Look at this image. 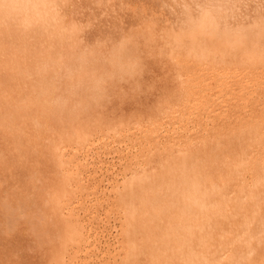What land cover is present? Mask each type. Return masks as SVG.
Here are the masks:
<instances>
[{
  "label": "rangeland",
  "instance_id": "1",
  "mask_svg": "<svg viewBox=\"0 0 264 264\" xmlns=\"http://www.w3.org/2000/svg\"><path fill=\"white\" fill-rule=\"evenodd\" d=\"M25 7L30 9V13L31 12L33 13L38 8L42 9L41 16L38 17V19H33L29 21L30 23H32L33 26H28L27 24H30L28 20L26 22V20H24L26 18L25 17L22 18L23 16L26 15L25 14L26 12L18 14V17H19V18L17 17L18 20L16 19L14 23L11 20V22L13 23L12 27H14L15 30H18V29L19 30L15 32V30L10 28V32L7 33L8 37L4 41V44L12 47L13 51L10 50L9 53L14 57V59H16V57H17V60L22 59L24 57H29V60L32 61L30 64L34 65L31 67L32 69L31 68L28 69V72H26L27 70L23 71L22 70L23 68L20 66L19 69L23 72V74H19L17 77V83H18V87H20V90H18L19 88L17 89V91L15 90L16 95L14 93L13 96L14 97L16 96L19 99L22 96V98L19 101H17V98H13V100H11L10 102L12 103L13 101L15 102V104L17 103L16 104V107H17L16 115L14 117H17L18 119L17 118H12V119H15V121H18V122L20 121L19 119L27 121L25 124V127H23V129L24 128L26 129H24L25 131L24 130L22 131L24 132V134L20 131L21 130L20 128L19 131L21 132V135L20 133L19 135L23 137L26 135V136H29L27 138L34 139V140L29 141V139L20 137L18 133H17L18 136L16 135L15 138L10 137V134L8 132L6 133V131L10 130L11 132V128H13L12 126L13 124L11 123H13V120L10 118V116H8L10 119L6 118V120H4L5 118H3L5 116L2 117L5 122L0 123V126H1L0 128H2L0 130V137L3 136L2 138H0V143H1L0 144L1 145L0 154L3 155V156H0V179L3 178L2 180H0V189H2V191L0 192L1 193L3 192L2 195L0 193V198H1L0 203L2 204L0 205V209H1L0 212L2 211L0 215L1 217H4L6 220L3 219L5 221L4 222L2 218L0 217V220H2L0 221V225L3 227V229H0V232H1L0 237H2L0 238V240L2 239L1 240L2 242L0 241V246H1L0 248H2V251H0V255H2L5 252L4 253L5 255H2L5 259L6 253L9 254L10 252V254L9 255L7 254L8 259L6 257L5 260L7 261L4 260L5 262L3 261V259H1L3 258L1 256L0 264L11 263L12 261L10 262V259L14 261L11 264L15 263L16 261L18 263L16 262L15 264H22L23 261H24L23 264H46L47 262L48 264L49 263L58 264V263L53 262V257H54L53 254H55L56 250L59 249L58 245L60 243L58 244L57 242L60 241L61 231H63V228L66 225H68L69 222L70 223L68 227L70 228L71 227L70 224L72 223L71 225L73 228L71 227L70 229L72 230L74 229L77 235L75 239H73L74 241L72 240L73 242L70 241L69 243H67L68 245L66 244L65 247L67 249L65 248L66 249V251L64 252L65 255H63L62 260H60V263L64 264L65 262V264H78V263L79 264L81 263L82 264H91V263L92 264H121L120 261L123 257L122 256L123 252L121 251L120 242H121V239H123V236H121L122 233H121V228H120L121 226L120 217H123V212L119 210L120 203L117 200V197L120 193H122V190L124 188V183H128V181H130L133 175L137 176V175H142L143 173H147V174L150 173L152 174V176L156 174L155 176L159 178V179L156 178L157 180L154 179L156 182H160L162 180H164L165 182V181H168L167 179H163L165 173L172 172V171L175 172L176 170L180 168L179 165L182 166L181 168H186V169L191 166L193 167V166H201V165L203 168L206 167V169L208 170H210V168L213 169V165H214V168L220 167V163H217L218 161H214V160H217L219 158L221 151H223V148L225 146L224 142H226L225 141L226 138L231 133L235 132V130L237 131V129L239 128V124L243 121V118H246L245 116L247 117L250 116L251 113L253 114L254 111H255L254 113L259 112L262 105H264L263 104L264 96H262L264 95V66L258 62L251 63L250 60L245 61V63H243L238 58L240 54V50L242 49L243 46L246 47V49L248 50L250 46H252L258 49L261 55H264V51H263L264 50V0H92V1L91 0H31L29 4L25 5ZM6 21L10 23V20H6ZM19 24L20 26H17ZM25 25L26 27H29V28H26ZM19 27L24 28L26 31L24 29H23L24 31L21 30ZM35 29L42 30V33L32 36L33 34L32 31ZM20 30L22 34L20 33ZM13 32H15L16 35L19 32L18 34L19 36L17 35L18 36L17 37ZM12 35H15V36H12ZM11 37H13L14 39ZM17 38L21 40L22 39L24 40L25 38V41L26 40L27 41L25 42L22 40L23 41L22 42L21 40H18ZM12 40L14 42H12ZM17 41L19 42L17 43ZM23 47H25V49ZM28 52L31 54L32 59ZM33 59L36 61L34 62ZM37 61L38 63H36ZM36 65H38L39 67L36 68L37 67ZM129 68L130 70L131 69L132 70L130 71ZM119 71H122V72H119ZM243 82L244 84H242ZM44 84L45 85L47 84V85L45 86ZM245 86H247L248 89L254 88V90L255 89H258V90L255 92L256 94H254L253 96L254 98L251 99L248 97L246 99V97H244L245 99L244 101L246 102V104L243 105L242 101L240 100L238 96L241 94L237 91H239V89L241 88H244ZM24 93L25 95H20ZM17 95H20V97ZM244 95H248V94H244ZM14 99L16 100L14 101ZM23 99L25 100L23 101ZM26 100H28L29 102ZM56 102L59 104H57ZM24 104L26 106H24ZM35 104L37 106H32ZM55 104H56V107H58L57 109L55 108ZM40 105H42V109L44 106V108L48 110L49 112L44 111L42 109H40V111H43V112H40L38 110L39 107L41 108ZM46 105H48L50 108ZM59 105L60 107L62 105V110H60L62 112L58 110V109H61ZM192 105H195V106H192ZM221 105L223 107H221ZM3 106L1 110L4 108V110L6 111L3 112L2 110V113L3 115L7 116L6 113L8 112V109H10L9 105H5L4 107ZM18 107L21 111L18 109ZM26 108L27 109L29 108V109L27 110ZM54 108L56 111L58 110L60 114L57 112H54L55 111ZM23 110H27V112ZM101 111L104 116L100 114ZM55 113H57L58 116ZM20 114L22 115L23 118L21 117ZM42 114L45 116H43ZM25 115H26V118H25ZM32 115H36V116L39 115L37 117L38 119ZM215 115L217 117H215ZM225 115L229 119L232 118L230 119L231 121L229 120L230 122L228 121V118L225 117ZM31 116H32V119H31ZM54 116L55 118L53 119ZM82 116L84 117V119L82 118ZM39 117H41L42 120ZM182 117L183 119H181ZM233 117L235 119H233ZM58 118H59V121H57ZM98 118L101 120L99 121ZM104 118L107 121L104 120ZM147 118L149 120H147ZM7 119L10 120V123H8L9 120ZM46 119L48 120V122ZM76 119L80 122V124L77 123L78 121ZM28 120L32 122L29 124ZM50 120H51V123L49 122ZM83 120L86 122L81 123V121L83 122ZM181 120L183 121V123ZM68 121L70 125L68 124ZM117 121L120 125L117 123ZM126 121L127 123H125ZM92 122L94 123V125H97V126L94 127V125H92L93 124ZM201 122L202 123L204 122V123L202 124ZM211 122H213L214 124L212 123L211 125ZM221 122L224 123L225 125L221 124ZM52 123L53 125H51ZM130 123L132 126L130 125ZM188 123H190L191 125ZM9 124L12 127H10ZM36 124H37V127H39V129L40 127L43 126L40 129V131L38 128L35 127ZM57 124L58 126H56ZM99 124L101 128L100 126H98ZM103 124H105V126H102ZM124 124H127V125H124ZM27 125L29 126L31 125V126L29 127ZM87 125L89 127H87ZM220 125H222L224 129ZM71 126L72 127L75 126L73 127L74 131H76V133L81 135V137L78 134L73 133L74 131L71 128ZM76 126L78 127L80 131L77 130ZM84 126H86L88 129ZM106 126H107V129L103 130L102 128H105ZM5 127L8 128L9 130L6 129ZM50 127L51 128L54 127V128L50 129ZM59 127L61 128L59 129ZM208 127H211V128L208 129ZM215 127L216 129H218V131H214L216 130L214 129ZM113 128H115V130ZM220 128L222 131L220 130ZM45 129H48V130H45ZM91 129L93 131H91ZM94 129H95V132L97 131L96 133L94 132ZM2 130H4L5 132L3 131L4 133H2L1 132ZM26 131L27 133L28 132L29 133L26 134ZM31 131L32 133L36 132L35 134H37V131H39L38 136L35 137V134L33 133L34 138H32L33 136L31 134ZM43 131L46 133H44ZM87 131H89V133L91 132L93 133L89 134ZM210 131L213 132L214 134H212ZM50 132L53 135L48 134ZM199 132L200 133L202 132L204 134L202 133L200 134ZM215 132L217 135L215 134ZM55 133H59V134L61 133L62 136L63 134L65 135L64 136L65 139L63 140L64 142L61 143L62 148H60L55 153L56 155L55 158L57 159H55L53 156H52L53 158L51 156H48L46 154L45 149H43L45 148V146H49L48 144L51 143L53 137L55 136L54 135ZM114 133H115V136H114ZM39 134H41V136ZM50 135H52L53 137ZM46 136L48 138L50 137L49 139L51 140L49 141V139H47ZM67 136L72 137V139H69ZM113 136L115 139L113 138ZM218 136H221V138ZM17 137L20 140L17 139ZM4 138H7V140L11 139V141H14V140L15 141L17 140V141L16 142L14 141L15 143L14 142L12 143L11 141H7ZM81 138H85L83 139V142ZM91 138L94 140H91ZM25 139L28 142H26ZM107 139H108V142H107ZM167 139L170 142L167 141ZM22 140L25 142V144L23 143L24 145H22L21 147L20 145L23 142ZM39 140L42 143L39 142ZM102 140H103V143H101ZM5 141H7V143ZM34 141L35 142L38 141L39 143L35 144ZM213 141H216V142L214 143ZM16 143L20 144V145L18 144L20 148L17 146ZM43 143H45L46 145ZM151 143H153V145ZM9 144L11 145L12 148L10 147ZM14 144L16 145L14 146ZM63 145H65L66 147ZM5 146H7V148ZM31 146L33 149L31 148ZM75 146L77 147V149L75 148ZM211 146L214 148H212ZM209 147H211V149H209ZM219 147L220 149H218ZM13 148H16L18 152H16L15 150L13 151L12 150ZM24 148L25 149L27 148V150H25ZM81 148H84V149H81ZM30 150H31L30 153L32 152L33 153L35 152V153L34 154L32 153L30 155L29 154ZM42 150H43V153H42ZM211 150L215 155L213 154H212L213 156L211 155L212 153L210 152ZM40 151H41V154H43L42 156L40 154ZM60 151L62 152L65 151V153L64 152L62 153ZM18 153L19 155H17ZM66 153L68 154L66 155ZM59 154L61 155L60 157L57 156ZM166 154L169 158L170 157L172 158L170 160L172 162L168 161L169 159L166 156ZM16 155L20 159L19 158L17 159ZM25 155H27L28 157ZM38 155L42 158V161L43 160L46 161V159L48 161L49 159L50 162L46 161V163L49 164L48 167L50 166L49 168L43 167V165L45 166L47 165L45 164V162L42 163L38 161V158H37L39 157ZM182 155L185 158L182 157ZM186 156H188L189 158H186ZM25 157H27V161L29 163L24 161L26 160ZM176 157L177 158L181 157L182 159H179L177 161ZM197 158H199L198 160L201 161V162L198 161L201 163V165H199V163L197 162ZM208 158H210L211 161H214V163L207 160ZM3 159H5L4 162L6 161L5 164L3 162ZM28 159H32L31 161H34L36 159L37 160L36 162H34L35 164L33 162L30 164V161ZM205 159L206 161H204ZM7 160L11 163L8 164ZM59 160H62L63 169H65L66 174H68L67 176L70 175L69 176L70 178H68V181L71 182L69 183V191L71 192H69L68 193L69 195L67 194L66 197L65 196L62 197L60 200L61 203L58 202L57 204L58 214L61 216V217L59 216L60 217L59 218L57 215V217L59 218L58 219L55 215H53L51 210H49L51 209L50 207L52 204L48 202L47 197H48V192L54 187L53 184L56 183V176L54 173H56V170H57L56 162H58ZM194 160L197 162V165L195 164L196 162H193ZM37 161L42 166L39 163H37ZM65 161H68V162H65ZM175 161L179 164L176 165ZM183 161H185V164ZM16 162L18 163L16 164ZM133 162H135L136 164L135 163L133 164ZM166 162L167 163L169 162V163L167 164ZM209 162L213 163V165ZM6 163L8 165H6ZM24 163H26V165ZM161 163L164 164L165 166L162 165ZM77 164L78 166H81V167H78V169L76 167ZM139 164H142V165H139ZM208 164L209 165L211 164L212 166L211 165L209 166ZM215 164H218V165H215ZM27 165H30L29 167L30 168L33 167V169L32 170L30 168L28 169ZM35 165L37 167L40 165L41 167L39 166L38 167L39 169H37ZM137 165L139 166L137 167ZM2 166L5 167L6 169L2 168ZM23 166L26 168H23ZM176 166L179 168H177ZM10 167L12 168V170ZM164 167H166L167 169L166 168L164 169ZM7 168L9 169L7 170ZM41 168L43 169L41 170ZM169 168L170 170H168ZM5 170L6 172H4ZM15 170H17L18 172L17 171L15 172ZM38 170H40L41 172ZM130 170H131V173L129 172ZM158 170H160L159 171L160 173L158 172ZM161 170L162 171L164 170L165 172L163 171L164 172L163 173ZM79 171H81V173ZM2 172L7 173V176H5L6 174L4 175V173ZM19 172L20 174L22 173L21 174L22 176L19 174ZM154 172H158L160 175ZM12 173H14L15 175L14 174L12 175ZM1 174L3 175V177L1 176ZM33 174L35 175L40 174V176L38 175L40 177V180H36V179L32 180L33 179L32 176H34ZM10 175L14 179L13 178L11 179ZM51 175L52 176L54 175L55 177L54 176L52 177ZM14 176H16L17 179L19 180H17ZM79 176H82L83 178ZM159 176L162 178V180H160ZM7 177L8 178L10 177V179H8ZM4 178H6L5 181H4ZM23 178L25 181L23 180ZM28 178L31 180V182L30 183L27 182L29 184H25L26 180L30 181ZM53 179L55 180V182L53 181ZM73 179H74V184L71 181ZM125 179H127L128 181ZM9 180H11L12 182H10ZM20 180L21 181L23 180L24 182L23 181L21 182ZM44 180H46L48 183H46V181ZM50 180L52 184L49 182ZM15 181H16V184L14 186ZM37 181L39 183H37ZM33 182H35L36 185ZM6 184L7 186H5ZM10 184L11 186L13 185L12 186L13 189L12 187L10 189L9 187ZM20 184H25V186L24 185L20 186ZM49 185H50V188H49ZM46 186L48 187L47 189H45ZM25 187L29 188V190L26 189ZM33 187H34V190H33ZM17 189L21 191H18ZM82 189L85 192H83ZM7 190H9V192L11 191V193L7 192ZM35 190L36 192L33 193L32 191H35ZM37 190L38 191L43 190V191L41 193V192H37ZM22 191L26 194L22 193ZM4 192H6L7 194H5ZM38 193L40 194L38 195ZM42 194H45V195H42ZM40 195L44 197L41 199ZM29 196H31L30 198L33 199L35 203H33L32 200L30 201ZM20 197L27 198V199L21 200ZM39 197L41 200L39 199ZM68 197H69V200H68ZM35 198H38V199H35ZM65 198H66V201H65ZM4 200H7V201H4ZM41 201H43L45 205H43ZM29 202H31V205L28 204ZM68 202L70 204H67ZM59 203L61 205H59ZM17 204L19 206H17ZM46 204L49 206H46ZM7 205L9 207L8 211H7L8 208L3 209V208H6ZM42 205H43V208H42ZM12 206H14L15 208ZM34 206L37 208V210L35 209ZM22 207L23 209H21ZM40 207H41V210H38ZM17 208L18 209L20 208L19 209L20 213H19V210L17 211ZM45 208L48 210H44ZM32 209L34 211H31ZM12 210L17 211V212H12ZM9 211H10V214L11 212L13 213V216L10 217ZM36 211L41 212V214L36 213ZM31 212H33V214ZM4 213L6 214L5 216H4ZM21 213L22 214L25 213L26 215L25 214L22 215ZM31 214L34 215L35 217H33ZM19 215H21V217H19ZM37 215H38V218H36ZM40 215H42L43 217ZM64 215H67V216L65 217ZM25 216H27L30 219L25 218ZM8 217L10 219L13 218V220L14 218L17 220L18 218L20 219L19 222L21 223H18V221L17 223H14L15 220L14 221L12 219L10 220ZM63 217L65 220L63 219ZM22 219H24V221ZM60 219L64 223L61 222ZM7 220H10V222ZM39 220H41L40 223H39ZM28 221L30 222L28 223ZM58 221H60V223H57ZM32 222H34L36 225L34 223L32 224ZM43 222H45L46 225ZM41 223L42 225L43 224L44 225L42 226ZM51 223L53 225H50ZM11 224L14 228H12ZM26 224L28 228H30L29 230H27V228L25 227ZM1 226L0 228H2ZM21 226H23V228ZM32 226L35 230L32 228ZM36 226L37 227L39 226V227L35 228ZM46 226L48 227V229L46 228ZM54 226H56L55 227L56 229H53ZM74 226H76V228ZM7 227L9 228L11 227V229H13L14 231L16 230V232H14L11 229H8ZM24 227H25V230H24ZM6 228L8 231L6 230ZM18 228H20V230H18ZM49 228L51 231H54L56 235L57 234L58 235L55 236L54 232H51ZM31 229L33 230L30 231ZM40 229H43L42 232L40 231ZM78 229L80 232H78ZM17 231H19V233ZM21 231H23L24 233L22 232L21 234ZM33 231L35 232L33 233ZM37 231L39 233H36ZM13 233H17V234L15 235ZM29 234L32 238L29 236ZM50 234L51 235L53 234V235L51 236ZM5 235H6V238H5ZM23 235L26 236L27 238L26 237L24 238ZM33 235L37 237L38 240ZM11 236H16V237L12 238ZM81 236H83L85 241L83 240ZM57 237L58 239H56ZM3 238H5L6 241ZM7 238H10L9 239L10 241ZM34 238L36 239V241ZM12 239L14 240V242H16L15 243L16 245L14 244V242H12L13 241ZM23 239L25 241H23ZM29 239L30 240L32 239V240L30 241ZM42 239H44L45 242ZM34 241L37 243H34ZM41 241H43L44 243L42 242L40 244ZM74 242L77 244H74ZM21 243L24 246V248L26 247L25 249H23V246L21 245ZM38 243L40 244L39 246H41L42 248L38 246ZM45 243L47 245L48 243H50V245L48 246H50V249H51V246H53L52 247L53 249L50 250L48 246L46 247ZM55 243L57 244V247ZM9 244L12 248L9 246ZM6 245L12 251L10 250L5 251L9 249ZM32 246L35 250L32 248ZM44 246L45 248H43ZM86 246H87V249H85ZM80 247H82L83 249L82 248L80 249ZM30 248L32 250H30ZM74 248L76 249L77 252L74 251L75 250ZM78 248L79 250H77ZM17 249H20V250H18L17 252ZM38 249H40L42 253L41 252L37 253ZM14 250L16 251L17 254L14 252ZM52 250L54 251V253ZM88 250L91 252H89ZM44 251L46 252L52 251L50 253H53L52 254L53 256H51L49 252L47 256L46 252ZM11 252H12V255L15 253L13 257L11 255ZM20 252H23V253L21 254ZM32 253L35 256L38 254L40 255L34 257ZM18 254L22 255L21 256L22 260L20 259V256ZM31 255L33 256V260L31 258L32 257ZM73 255H75L76 257L78 256V257L76 258ZM29 256L31 259H28ZM83 256H84V259H83ZM41 257L42 258L44 257V258L42 259ZM14 258H16L15 259L16 261L14 260ZM34 259L35 260L38 259V261H34ZM65 259H67V261ZM41 260L43 263H41Z\"/></svg>",
  "mask_w": 264,
  "mask_h": 264
},
{
  "label": "bare ground",
  "instance_id": "2",
  "mask_svg": "<svg viewBox=\"0 0 264 264\" xmlns=\"http://www.w3.org/2000/svg\"><path fill=\"white\" fill-rule=\"evenodd\" d=\"M31 0H0V110L2 108V106L4 105H9V108L8 109V112L6 113V115H3L2 113V110L3 112L6 111L4 110V108L1 110L0 112V123H4L6 120V118H9L8 116H10V118H17V117H14L16 115V110H17V107H16V104L15 102L11 100H13V98H17L16 96L14 97V93H15V90L17 91L20 90V87H18V83H17V77L19 74H23V72L19 69L20 66L23 68L22 70H27L26 72H28V69L31 68L32 64H30L32 61L29 60V57H24L22 59H19L17 60V57L16 59H14V57L9 53L10 50H12V47L11 46H7L6 44H4V41L6 40V38L8 37V32H10V28L15 30L14 27H12L14 21H16V19L18 20V14H21V13H25L22 18H26L24 20H28L31 21L33 19H38V17L41 16V13H42V9L38 8L37 10H35L33 13L31 12L30 13V9L29 8H26L25 5L29 4ZM92 1V0H91ZM69 2V1H68ZM60 3V2H59ZM61 6V5H60ZM90 8V7H89ZM95 8V7H94ZM62 10V9H61ZM71 12V11H70ZM18 17V18H17ZM109 18V17H108ZM96 19V18H95ZM6 20H10V23L7 22ZM11 20L13 21V23L11 22ZM55 20V19H54ZM65 21V20H64ZM18 23V21H17ZM20 23V22H19ZM30 23V22H29ZM28 26H33L32 23L30 24H27ZM17 26H20L17 25ZM22 26V25H21ZM64 26V25H63ZM78 26V25H77ZM26 27V25H25ZM39 27V26H38ZM79 27V26H78ZM16 28V27H15ZM20 28V27H19ZM26 28H29V27H26ZM52 28V27H51ZM17 29V28H16ZM21 30H23L24 28H20ZM19 30V29H18ZM18 30H15L18 31ZM21 30H20V33H21ZM25 30V29H24ZM23 30V31H24ZM26 31V30H25ZM35 31V33H34ZM13 32L15 35L16 33ZM12 33V34H13ZM32 36L33 35H36V34H41L42 33V30H39V29H35L32 31ZM7 34V35H6ZM19 34V32L17 33V35ZM22 34V33H21ZM15 35H12V36H15ZM16 35V36H17ZM19 36V35H18ZM17 36V37H18ZM93 36V35H92ZM13 38V37H11ZM16 38V37H15ZM20 38V37H19ZM17 38L18 40H21ZM23 38V36H22ZM14 39V38H13ZM16 39V40H17ZM8 40V39H7ZM10 40V39H9ZM15 40V42H16ZM23 40V39H22ZM21 40V41H22ZM20 41V42H21ZM25 41V38L24 40ZM22 41V42H23ZM27 41V40H26ZM25 41V42H26ZM12 42H14L12 40ZM19 41H17L18 43ZM4 44V45H3ZM11 44V43H10ZM22 44V43H20ZM27 45V44H26ZM25 45V46H26ZM30 45V44H29ZM19 46V45H18ZM28 46V45H27ZM32 47V46H31ZM152 47V46H151ZM16 48V46H15ZM21 48V47H20ZM25 49V47H23ZM28 48V47H27ZM35 48V47H34ZM14 49V48H13ZM31 49V48H29ZM27 49V50H29ZM20 50V49H19ZM23 50V49H22ZM85 50V49H84ZM107 50V49H106ZM13 51V50H12ZM11 51V52H12ZM15 51V50H14ZM264 51V50H263ZM16 52V51H15ZM14 52V53H15ZM31 52V51H29ZM28 52V53H29ZM40 52V51H39ZM17 53V52H16ZM23 53V52H21ZM128 53V52H127ZM30 54V53H29ZM173 54V53H172ZM238 54V53H237ZM246 56H245V55ZM23 55V54H21ZM26 55V54H25ZM193 55V54H192ZM15 56V55H14ZM31 56V54H30ZM118 56V55H117ZM20 57V56H19ZM18 57V58H19ZM34 57V55H33ZM180 57V56H179ZM36 58V57H35ZM34 58V59H35ZM238 58L240 59L241 62L245 63V61H249L251 63H260L264 66V55H261L260 52L258 51V49L250 46L249 50L246 49V47H242V49L240 50V54L238 56ZM31 59H32V56H31ZM33 59V60H34ZM111 59V58H110ZM202 59V58H201ZM39 60V59H38ZM43 60V59H41ZM116 60V59H114ZM126 60V59H125ZM134 60V59H133ZM184 60V59H183ZM204 60V59H203ZM30 61V62H29ZM36 60H34L35 62ZM104 61V60H103ZM131 61V60H130ZM199 61V60H198ZM181 62V61H180ZM204 62V61H203ZM212 62V61H211ZM249 62V63H250ZM38 63V61L36 62ZM46 63V62H44ZM109 63V62H108ZM247 63V62H246ZM113 64V63H112ZM45 65V64H44ZM199 65V64H198ZM38 68L39 66L36 65ZM135 66V65H134ZM138 66V65H137ZM44 67V66H43ZM41 67V68H43ZM46 67V66H45ZM48 67V66H47ZM176 67V66H175ZM181 67V66H180ZM243 67V66H242ZM241 67V68H242ZM34 68V67H33ZM35 68V69H36ZM32 69V68H31ZM145 69V68H144ZM37 70V69H36ZM130 70V68H129ZM128 70V71H129ZM132 70V69H131ZM130 70V71H131ZM248 70V69H247ZM67 71V70H65ZM118 71V70H116ZM115 71V72H116ZM48 72V71H47ZM119 72H122V71H119ZM145 72V71H144ZM240 72V71H239ZM25 73V72H24ZM30 73V72H29ZM125 73V72H124ZM143 73V72H142ZM257 73V72H256ZM69 74V73H68ZM129 74V73H127ZM126 74V75H127ZM131 74V73H130ZM243 74V73H242ZM42 75V74H41ZM50 75V74H49ZM261 75V74H260ZM30 76V75H29ZM44 76V75H43ZM52 76V75H51ZM58 76V75H56ZM123 76V75H122ZM130 76V75H129ZM138 76V75H137ZM142 76V75H141ZM254 76V75H253ZM48 77V75H47ZM252 77V76H251ZM45 78V77H43ZM60 80V79H59ZM58 80V81H59ZM259 80V79H258ZM43 81V80H42ZM54 81V80H53ZM123 81V80H122ZM246 81V80H245ZM56 82V80H55ZM119 82V81H118ZM117 82V83H118ZM247 82V81H246ZM245 82V83H246ZM251 82V81H250ZM253 82V81H252ZM255 82V81H254ZM111 83V82H110ZM240 83V82H239ZM244 84V82L242 83ZM247 84V83H246ZM45 85V84H44ZM43 85V86H44ZM47 85V84H46ZM45 85V86H46ZM98 85V83H97ZM109 85V84H108ZM130 86V85H129ZM250 86V85H249ZM255 86V85H254ZM51 87V86H50ZM105 87V86H104ZM34 88V87H32ZM31 88V89H32ZM113 88V87H112ZM136 88V87H135ZM148 88V87H147ZM253 88V87H252ZM59 89V88H58ZM138 89V88H137ZM34 90V89H33ZM50 90V89H49ZM55 90V89H54ZM53 90V91H54ZM258 89H248L247 86H245L244 88H241L239 89V92L241 95H238L240 100L242 101V104H246V102L244 101V97H246V99L249 97V98H254V94H256L255 92L257 91ZM42 91V90H41ZM48 91V90H47ZM56 91V90H55ZM152 91V90H151ZM40 92V91H39ZM104 92V91H103ZM261 92V91H260ZM259 93V92H258ZM34 94V93H33ZM43 94V93H42ZM101 94V93H100ZM136 94V93H135ZM244 94H248V95H244ZM16 95V93H15ZM20 95H25L24 94H20ZM20 95H17L20 97ZM38 95V94H37ZM46 95V94H45ZM48 95V94H47ZM141 95V94H140ZM13 96V97H12ZM27 96V95H26ZM25 96V97H26ZM44 96V95H43ZM258 96V95H257ZM256 96V97H257ZM264 96V95H262ZM29 97V96H28ZM100 97V96H99ZM261 97V96H260ZM22 98V96H21ZM21 98H17V101L21 100ZM50 98V97H49ZM94 98V97H93ZM98 98V97H97ZM119 98V97H118ZM27 99V98H26ZM37 99V98H36ZM58 99V98H57ZM120 99V98H119ZM234 99V98H233ZM16 99H14L15 101ZM25 99H23L24 101ZM29 100V99H28ZM26 100V101H28ZM249 100V99H248ZM261 100V99H260ZM263 100V99H262ZM25 101V102H26ZM60 101V100H59ZM250 101V100H249ZM29 102V101H28ZM27 102V103H28ZM50 102V101H49ZM63 102V101H62ZM248 102V101H247ZM21 103V101H20ZM57 103V102H56ZM110 103V102H109ZM250 103V102H249ZM255 103V102H254ZM29 104V103H28ZM38 104V103H37ZM42 104V103H40ZM59 104V103H57ZM264 104V103H263ZM23 105V103H22ZM44 105V104H43ZM210 105V104H209ZM253 105V104H252ZM3 106V107H4ZM24 106H26L24 104ZM32 106H37L36 104L35 105H32ZM41 108L39 107V111L40 109H42V105H40ZM45 106V105H44ZM43 106V109L44 111H47L49 112L48 110H46ZM48 106V105H46ZM51 106V105H50ZM53 106V105H52ZM64 106V105H63ZM105 106V105H104ZM181 106V105H180ZM192 106H195V105H192ZM234 106V105H233ZM7 107V106H6ZM49 107V106H48ZM60 107V105H59ZM78 107V106H77ZM221 107H223L221 105ZM248 107V106H247ZM251 107V106H249ZM21 108V107H20ZM31 108V107H30ZM38 108V107H37ZM50 108V107H49ZM55 108L57 109L58 107H56V104H55ZM54 108V110H55ZM61 109H58L59 111L62 110V105L60 107ZM91 108V107H89ZM94 108V107H93ZM181 108V107H180ZM183 108V107H182ZM185 108V107H184ZM188 108V107H187ZM192 108V107H191ZM225 108V107H224ZM230 108V107H229ZM19 109V107H18ZM23 109V108H22ZM27 109V108H26ZM29 109V108H28ZM27 109V110H28ZM99 109V108H98ZM194 109V108H193ZM199 109V108H198ZM221 109V108H220ZM227 109V108H226ZM242 109V108H241ZM258 109V108H257ZM20 110V109H19ZM27 110H23V111H26ZM53 110V111H54ZM58 110L54 111V112H58ZM236 110V109H235ZM233 110V111H235ZM21 111V110H20ZM19 111V112H20ZM52 111V109H51ZM99 111V110H98ZM185 111V110H184ZM193 111V110H191ZM242 111V110H241ZM244 111V110H243ZM250 111V110H248ZM18 112V113H19ZM40 112H43V111H40ZM53 112V113H54ZM62 112V111H60ZM176 112V111H175ZM174 112V113H175ZM232 112V110H231ZM239 112V111H238ZM255 112V111H254ZM253 114L251 113L250 116H245L246 118H243V121L239 124V128L237 129V131L235 130V132L231 133L227 138H226V142H224L225 146L223 148V151H221L220 155H219V158L217 160H214V161H218L217 163H220V167L218 168H214V161H211L210 158H208L207 160L213 162H209L213 165V169L210 168V170L203 168L202 165H201V161L198 160L199 158H197V162L199 163V165L201 166H191V167H188L187 169L186 168H181L182 166L177 167L179 168L178 170H176L175 172H166L163 179H167L168 181H165L162 180V178L160 177V182H156L154 179L158 178L156 177L154 174L152 176V174H147V173H143L142 175H133L132 178L130 179V181H128V183H124V188L122 190V193H120L117 197V200L119 201L120 203V206H119V210L121 212H123V217H120V228H121V233L123 236V239H121V251L123 252V257L120 261L121 264H264V105H262L261 109L259 112L257 113H254ZM33 113V112H32ZM37 113V112H35ZM45 113V112H44ZM57 113H55L57 115ZM105 113V112H104ZM108 113V112H107ZM115 113V112H114ZM118 113V112H117ZM201 113V112H199ZM204 113V112H203ZM202 113V114H203ZM244 113V112H243ZM49 114V113H48ZM52 114V113H51ZM54 114V115H55ZM60 114V113H59ZM74 114V113H73ZM89 114V113H88ZM97 114V113H96ZM99 114V113H98ZM100 114H102V111L100 112ZM209 114V113H207ZM211 114V113H210ZM222 114V113H221ZM229 114V113H228ZM237 114V113H236ZM19 115V114H17ZM21 115V114H20ZM31 115V114H30ZM40 115V114H39ZM39 115H32L34 117H38ZM43 115V114H42ZM53 115V114H52ZM94 115V114H93ZM92 115V116H93ZM103 115V114H102ZM108 115V114H107ZM240 115V114H239ZM245 115V114H243ZM5 116V117H3ZM32 116H31V119H32ZM45 116V115H43ZM51 116V115H50ZM58 116V115H57ZM56 116V117H57ZM89 116V115H88ZM104 116V115H103ZM102 116V117H103ZM114 116V115H113ZM117 116V115H116ZM177 116V115H176ZM234 116V115H233ZM5 118L3 120V118ZM22 117V115H21ZM28 117V115H27ZM52 117V116H51ZM87 117V116H86ZM204 117V116H203ZM208 117V116H207ZM215 117H217L215 115ZM226 117V115H225ZM9 118V119H10ZM23 118V117H22ZM25 118H26V115H25ZM41 118V117H39ZM46 118V117H45ZM55 118V116L53 117V119ZM82 118L84 119V117L82 116ZM145 118V117H144ZM191 118V117H190ZM205 118V117H204ZM228 118V117H226ZM239 118V117H238ZM7 119V120H9ZM18 119V118H17ZM28 119V118H27ZM38 119V118H37ZM44 119V118H43ZM63 119V118H62ZM66 119V118H65ZM69 119V118H67ZM79 119V118H78ZM87 119V118H86ZM85 119V120H86ZM99 119V118H98ZM103 119V118H102ZM110 119V118H109ZM127 119V118H126ZM133 119V118H132ZM136 119V118H134ZM159 119V118H158ZM183 119V117L181 118ZM200 119V118H199ZM215 119V118H214ZM221 119V118H220ZM232 119V118H230ZM228 118V121L230 120ZM233 119H235L233 117ZM241 119V118H240ZM239 119V120H240ZM3 120V121H2ZM13 120V128H11V132L8 128L9 131H6V133L8 132L10 134V137H14L17 135H21V132L26 129L23 127H25V124L27 121H24L22 119H19L20 121H15V119H12ZM42 120V118H41ZM47 120V119H46ZM45 120V122H46ZM77 120V119H76ZM93 120V119H92ZM96 120V119H95ZM101 119H99L100 121ZM104 120H106L104 118ZM103 120V121H104ZM118 120V119H117ZM125 120V119H124ZM147 120H149L147 118ZM154 120V119H153ZM156 120V119H155ZM160 120V119H159ZM203 120V119H202ZM223 120V119H222ZM221 120V121H222ZM227 120V119H226ZM238 120V121H239ZM29 121V120H28ZM56 121V120H55ZM57 121H59V118L57 119ZM73 121V120H72ZM78 121V120H77ZM102 121V122H103ZM107 121V120H106ZM137 121V120H136ZM182 121V120H181ZM201 121V120H200ZM225 121V119H224ZM223 121V122H224ZM231 121V120H230ZM229 121V122H230ZM12 122V121H11ZM32 122V121H31ZM29 121V124L31 123ZM39 122V121H38ZM44 122V123H45ZM48 122V120H47ZM51 123V120L49 121ZM53 122V121H52ZM66 122V121H65ZM76 122V121H75ZM86 121L83 120V122L81 121V123H84ZM105 122V121H104ZM103 122V123H104ZM133 122V121H132ZM143 122V121H142ZM146 122V121H145ZM152 122V121H151ZM166 122V121H165ZM233 122V121H232ZM10 123V120L9 122ZM34 123V122H33ZM72 123V122H71ZM77 123L80 124V122L78 121ZM90 123V122H89ZM93 123V122H92ZM91 123V124H92ZM97 123V121H96ZM101 123V122H100ZM111 123V122H110ZM118 123V121H117ZM127 123V121L125 122ZM157 123V122H156ZM183 123V121H182ZM191 123V121H190ZM188 123V124H190ZM202 123V122H201ZM204 123V122H203ZM202 123V124H203ZM213 122H211V125H212ZM217 123V122H216ZM215 123V124H216ZM239 123V122H238ZM35 124V123H34ZM40 124V123H39ZM48 124V123H47ZM46 124V125H47ZM56 124V122H55ZM68 124H69V121H68ZM106 124V123H105ZM105 124H103L102 126H105ZM114 124V123H113ZM119 124V123H118ZM171 124V123H170ZM179 124V123H178ZM214 124V123H213ZM220 124V123H218ZM221 124H224L221 122ZM2 125V124H1ZM6 125V124H5ZM33 125V124H32ZM42 125V123H41ZM53 125V123L51 124ZM50 125V126H51ZM70 125V124H69ZM75 125V124H74ZM78 125V124H76ZM94 125V123L92 124ZM107 125V124H106ZM109 125V124H108ZM120 125V124H119ZM124 125H127V124H124ZM131 125V123H130ZM187 125V124H186ZM191 125V124H190ZM196 125V124H195ZM207 125V124H206ZM205 125V126H206ZM225 125V124H224ZM230 125V124H229ZM233 125V124H232ZM236 125V124H235ZM238 125V124H237ZM4 126V125H3ZM2 126V127H3ZM10 126V124H9ZM10 126V127H12ZM29 126V125H27ZM31 126V125H30ZM29 126V127H30ZM34 126V125H33ZM32 126V127H33ZM49 126V125H48ZM58 126V124L56 125ZM97 126V125H94V127ZM100 126V124L98 125ZM115 126V125H114ZM117 126V125H116ZM132 126V125H131ZM176 126V125H175ZM214 126V125H213ZM222 127V125H220ZM219 126V127H220ZM1 127V126H0ZM36 128L39 129V127H37V124L35 125ZM43 127V126H42ZM40 127V129L42 128ZM64 127V126H62ZM75 127V126H73ZM73 127L71 126V128L73 129ZM80 127V125H79ZM86 127V126H84ZM87 127H89L87 125ZM86 127V128H87ZM93 127V126H92ZM93 127V128H94ZM126 127V126H125ZM188 127V126H187ZM190 127V126H189ZM218 127V126H217ZM227 127V126H226ZM230 127V126H229ZM21 128V130H20ZM47 128V126H46ZM54 128V127H53ZM50 127V129H53ZM56 128V127H55ZM61 127H59L60 129ZM77 130L78 127L76 126ZM91 128V127H90ZM98 128V127H96ZM101 128V126H100ZM118 128V127H117ZM200 128V127H199ZM211 128V127H208V129ZM223 128V127H222ZM2 128H0L1 130ZM29 129V128H27ZM39 129V131H40ZM49 129V127H48ZM48 129H45V130H48ZM65 129V128H64ZM67 129V128H66ZM69 129V127H68ZM67 129V130H68ZM88 129V128H87ZM103 130L104 129H107V126L105 128H102ZM111 129V128H110ZM115 130V128H113ZM123 129V128H122ZM136 129V128H135ZM175 129V128H174ZM206 129V130H208ZM216 129V127L214 128ZM213 129V130H214ZM224 129V128H223ZM5 130V129H4ZM2 130L1 132L4 133L5 131ZM21 132H20V131ZM36 130V129H35ZM34 130V131H35ZM58 130V128H57ZM63 130V129H62ZM61 130V132H62ZM76 130V129H75ZM90 130V129H89ZM101 130V129H99ZM221 130V128H220ZM228 130V129H227ZM4 131V132H3ZM25 131V130H24ZM30 131V130H29ZM37 131V134H35V137L38 136V132ZM54 131V130H53ZM52 131V132H53ZM70 131V130H69ZM74 131V129H73ZM80 131V130H79ZM91 131H93L91 129ZM107 131V130H106ZM142 131V130H141ZM145 131V130H144ZM199 131V130H198ZM214 131H218V129L214 130ZM222 131V130H221ZM230 131V130H229ZM232 131V130H231ZM44 132V131H43ZM58 132V131H57ZM68 132V131H67ZM89 133V131H87ZM94 132H95V129H94ZM97 132V131H96ZM95 132V133H96ZM104 132V131H103ZM113 132V131H112ZM118 132V131H117ZM116 132V134H117ZM136 132V131H135ZM134 132V133H135ZM140 132V131H139ZM196 132V131H195ZM211 132V131H210ZM220 132V131H219ZM5 133V134H6ZM24 134V132H22ZM29 133V132H28ZM27 131H26V134H28ZM33 133L31 131V134L33 136ZM46 133V132H44ZM73 133H76V131H74ZM93 133V132H91ZM89 133V134H91ZM123 133V131H122ZM153 133V132H152ZM192 133V132H191ZM200 133V132H199ZM202 133V132H201ZM200 133V134H201ZM212 134H214L213 132H211ZM225 133V132H224ZM4 134V135H5ZM22 134V135H23ZM42 134V132H41ZM41 134H39L41 136ZM48 134H52L51 132L48 133ZM58 134V135H56ZM78 134V133H76ZM84 134V133H82ZM88 134V136H89ZM112 134V133H111ZM141 134V133H140ZM149 134V133H148ZM151 134V133H150ZM204 134V133H202ZM216 134V132H215ZM228 134V133H227ZM17 135V136H18ZM19 135V136H20ZM53 135V134H52ZM50 135V136H52ZM55 136L53 137L52 141L50 144H47L49 146H45V151H46V154L48 156H53L54 158L56 157L55 153L60 149L62 148L61 146V143L64 142L63 140L65 139L64 138V134L62 136V134L60 133H55L54 134ZM67 135V134H66ZM69 135V134H68ZM73 135V134H72ZM79 135V134H78ZM113 135V134H112ZM139 135V134H138ZM217 135V134H216ZM221 135V134H220ZM225 135V134H224ZM26 136V135H25ZM23 137V136H20V137H23V138H26V139H29L30 140H34V139H30V138H27L29 136H26V137ZM49 136V135H48ZM70 136V135H69ZM67 136L69 139H72V137H69ZM81 137V135H79ZM85 136V135H84ZM83 136V137H84ZM114 136H115V133H114ZM113 136V138H114ZM119 136V135H118ZM147 136V134H146ZM145 136V137H146ZM151 136V135H150ZM211 136V135H210ZM208 136V137H210ZM3 137V136H2ZM0 137V138H2ZM31 137V135H30ZM51 137V138H52ZM94 137V136H93ZM99 137V136H98ZM105 137V136H104ZM110 137V136H108ZM122 137V136H121ZM215 137V136H214ZM213 137V138H214ZM221 138V136H218ZM224 137V136H223ZM22 138V139H23ZM34 138V136L32 137ZM39 138V137H38ZM45 138V137H44ZM47 139H49L47 136H46ZM45 138V139H46ZM89 138V137H88ZM123 138V137H122ZM121 138V139H122ZM177 138V137H176ZM219 138V139H220ZM7 140V138H4ZM13 139V138H12ZM17 139H19L17 137ZM25 139V140H26ZM37 139V138H36ZM42 139V138H41ZM44 139V140H45ZM76 139V137H75ZM83 139L85 138H81L82 142H83ZM102 139V137H101ZM100 139V140H101ZM106 139V138H105ZM115 139V138H114ZM150 139V138H149ZM185 139V137H184ZM188 139V138H187ZM210 139V138H209ZM14 140V139H13ZM20 140V139H19ZM38 140V139H37ZM43 140V141H44ZM51 139H49L50 141ZM78 140V139H77ZM80 140V139H79ZM90 140V139H88ZM87 140V142H88ZM91 140H94L91 138ZM99 140V141H100ZM113 140V139H112ZM131 140V139H130ZM148 140V139H146ZM151 140V139H150ZM153 140V138H152ZM190 140V139H189ZM224 140V139H223ZM7 141H11L10 140H7ZM7 141H5L7 143ZM15 141V140H14ZM14 141H11L12 143ZM17 141V140H16ZM15 141V142H16ZM23 141V140H22ZM72 141V140H70ZM121 141V140H120ZM123 141V140H122ZM165 141V140H164ZM167 141H169L167 139ZM176 141V140H175ZM180 141V140H179ZM206 141V140H205ZM3 142V141H1ZM4 142V143H5ZM10 142V143H11ZM14 142V143H15ZM26 142H28L26 140ZM33 142V141H32ZM39 142H41L39 140ZM38 141L34 143L37 144L39 143ZM79 142V141H78ZM107 142H108V139H107ZM153 142V141H152ZM158 142V141H157ZM170 142V141H169ZM172 142V141H171ZM186 142V141H185ZM212 142V141H211ZM209 142V143H211ZM214 143L216 141H213ZM3 143V144H4ZM11 143V144H12ZM25 142L23 141L21 143V147L22 145H24ZM31 143V142H30ZM42 143V142H41ZM71 143V142H70ZM74 143V142H73ZM76 143V142H75ZM80 143V142H79ZM91 143V142H90ZM98 143V141H97ZM103 143V140L102 142ZM123 143V142H122ZM173 143V142H172ZM205 143V142H204ZM1 144V143H0ZM17 144V143H16ZM14 144V146L16 145ZM17 144V146L19 147V145ZM27 144V143H26ZM32 144V143H31ZM45 144V143H43ZM86 144V143H85ZM84 144V145H85ZM94 144V143H93ZM100 144V142H99ZM110 144V143H109ZM130 144V143H129ZM153 145V143H151ZM159 144V143H158ZM157 144V145H158ZM208 144V143H207ZM217 144V143H216ZM10 145V144H9ZM13 145V144H12ZM29 145V144H28ZM34 145V144H33ZM46 145V144H45ZM92 145V144H91ZM105 145V143H104ZM147 145V144H146ZM149 145V144H148ZM210 145V144H209ZM208 145V146H209ZM220 145V143H219ZM222 145V144H221ZM1 146V145H0ZM26 146V145H25ZM24 146V147H25ZM65 146V145H63ZM72 146V145H71ZM96 146V145H95ZM107 146V145H106ZM156 146V145H155ZM206 146V145H204ZM7 148V146H5ZM11 147V145H10ZM36 147V146H35ZM43 147V146H42ZM41 147V149H42ZM66 147V146H65ZM88 147V146H87ZM102 147V146H101ZM105 147V146H104ZM109 147V146H108ZM212 147V146H211ZM211 147H209V149H211ZM216 147V146H215ZM223 147V146H222ZM221 147V148H222ZM4 148V147H3ZM12 148V147H11ZM20 148V147H19ZM30 148V147H29ZM32 148V146H31ZM70 148V147H69ZM73 148V147H72ZM75 148L77 149V147L75 146ZM92 148V147H91ZM155 148V147H154ZM214 148V147H212ZM25 149V148H24ZM33 149V148H32ZM37 149V148H36ZM39 149V147H38ZM81 149H84V148H81ZM86 149V148H85ZM110 149V148H109ZM204 149V148H203ZM207 149V148H206ZM220 149V147L218 148ZM217 149V150H218ZM5 150V149H4ZM13 151L15 150L16 152H18V150H16V148H13L12 149ZM27 150V148L25 149ZM64 150V149H63ZM94 150V149H93ZM152 150V149H151ZM205 150V149H204ZM214 150V149H212ZM212 150L210 152H212ZM8 151V150H7ZM10 151V150H9ZM21 151V150H19ZM44 151V152H45ZM78 151V150H77ZM91 151V150H90ZM123 151V150H122ZM192 151V150H191ZM203 151V150H202ZM216 151V149H215ZM214 151V152H215ZM24 152V151H23ZM31 150L29 151V154L31 155L32 153H30ZM62 152V151H60ZM65 153V151H63ZM62 152V153H63ZM68 152V151H67ZM74 152V151H73ZM80 152V151H79ZM133 152V151H132ZM137 152V151H136ZM9 153V152H8ZM6 153V154H8ZM14 153V152H13ZM25 153V152H24ZM35 153V152H34ZM33 153V154H34ZM42 153H43V150H42ZM72 153V152H71ZM87 153V152H86ZM170 153V152H169ZM196 153V152H195ZM4 154V153H3ZM5 154V155H6ZM16 154V153H15ZM23 154V153H22ZM27 154V152H26ZM39 154V153H38ZM40 154H41V151H40ZM39 154V155H40ZM58 154V153H57ZM68 153H66L67 155ZM76 154V153H75ZM84 154V153H83ZM130 154V153H128ZM171 154V153H170ZM169 154V155H170ZM192 154V153H191ZM194 154V153H193ZM208 154V153H207ZM215 155L213 152L211 153V155ZM13 155V154H12ZM19 155V153L17 154ZM16 155V158L18 159L19 157H17ZM21 155V154H20ZM38 155V156H39ZM43 154H41L42 156ZM72 155V154H71ZM155 155V154H154ZM195 155V154H194ZM199 155V154H198ZM209 155V154H208ZM207 155V156H208ZM212 155V156H213ZM0 156H3L0 154ZM8 156V155H7ZM14 156V155H13ZM22 156V155H21ZM27 156V155H25ZM45 156V155H44ZM58 157H60L61 155H57ZM167 156V154H166ZM172 156V155H171ZM206 156V158H207ZM11 157V156H10ZM23 157V156H22ZM28 157V156H27ZM27 157H25L26 162L27 161ZM35 157V155H34ZM40 157V156H39ZM37 157L38 158V161L39 162H45V165H43V167H48L49 164L46 163V161H42V158L40 157ZM52 157V158H53ZM164 157V156H163ZM168 157V156H167ZM182 157H184L182 155ZM204 157V156H203ZM202 157V158H203ZM211 157V156H210ZM5 158V157H4ZM33 158V157H32ZM49 158V157H48ZM62 158V157H61ZM59 158V159H61ZM156 158V157H154ZM177 158V157H176ZM185 158V157H184ZM186 158H189L188 156H186ZM192 158V157H190ZM201 158V157H200ZM215 158V157H214ZM20 159V158H19ZM41 159V161H40ZM45 159V158H43ZM51 159V158H50ZM57 159V158H55ZM63 159V158H62ZM71 159V158H70ZM76 159V157H75ZM141 159V158H140ZM159 159V158H158ZM168 161H170L172 158L168 157ZM174 159V158H173ZM179 159H182L181 157L177 158V161ZM196 159V158H194ZM5 159H3V162H4ZM23 160V159H22ZM30 161V164L33 162H36V160L34 161H31L32 159H28ZM52 160V159H51ZM189 160V159H188ZM187 160V161H188ZM213 160V159H212ZM14 161V160H13ZM37 161V163H39ZM49 161V159H48ZM47 161V162H48ZM80 161V160H79ZM139 161V160H138ZM137 161V162H138ZM165 161V160H164ZM186 161V160H185ZM185 161L184 164H185ZM206 161V159L204 160ZM6 162V161H5ZM4 162V164H5ZM8 164L11 163L7 160ZM50 162V161H49ZM53 162V161H52ZM65 162H68V161H65ZM75 162V161H74ZM77 162V161H76ZM162 162V161H161ZM172 162V161H170ZM193 162H196L195 160ZM192 162V163H193ZM197 162L195 163L197 165ZM18 162H16L17 164ZM21 163V161H20ZM29 163V162H28ZM55 163V162H54ZM80 163V162H79ZM78 163V164H79ZM135 162H133L134 164ZM142 163V162H140ZM164 163V162H163ZM167 163V162H166ZM169 163V162H168ZM167 163V164H168ZM182 163V162H180ZM190 163V162H189ZM203 163V162H202ZM3 164V163H2ZM1 164V165H2ZM3 164V165H4ZM6 163V165H8ZM26 165V163H24ZM35 164V163H34ZM40 164V163H39ZM77 164V169L78 167H81V166H78ZM82 164V163H81ZM136 164V163H135ZM162 164V163H161ZM165 164V163H164ZM162 164V165H164ZM175 164H179L175 161ZM187 164V163H186ZM206 164V163H205ZM204 164V166H205ZM210 164V165H211ZM15 165V164H14ZM22 165V164H21ZM24 165V166H25ZM33 165V164H32ZM41 165V164H40ZM39 165V166H40ZM51 165V164H50ZM53 165V164H52ZM139 165H142V164H139ZM137 165V167L139 166ZM166 165V164H165ZM164 165V166H165ZM172 165V164H170ZM191 165V164H190ZM193 165V164H192ZM209 165V164H208ZM207 165V166H208ZM209 165V166H210ZM211 165V166H212ZM215 165H218V164H215ZM5 166V165H4ZM11 166V165H9ZM17 166V165H16ZM19 166V165H18ZM23 168H26L24 167ZM28 166V169L30 168L29 166L30 165H27ZM36 166V165H35ZM38 166V167H39ZM42 166V165H41ZM40 166V167H41ZM56 166H57V170H56V173L55 176H56V183L53 184V187L49 192H48V202L51 203V212L53 213V215H55L57 217L60 216L58 214V208H57V204L58 202H60L61 198L62 197H66V195L71 192L69 191V182L68 181V178H70L69 176H67L68 174H66L65 172V169H63V163H62V160H59L58 162H56ZM158 166V164H157ZM156 166V167H157ZM161 166V165H160ZM168 166V165H167ZM166 166V167H167ZM208 166V167H209ZM6 167V166H5ZM5 167L2 166V168L6 169ZM20 167V166H19ZM37 167V166H36ZM37 167V169H39ZM50 167V166H49ZM48 167V168H49ZM52 167V166H51ZM74 167V166H73ZM86 167V166H84ZM164 167V169L166 168ZM186 167V166H185ZM217 167V166H216ZM11 168V167H10ZM22 168V169H23ZM56 168V167H55ZM65 168V167H64ZM71 168V167H70ZM158 168V167H157ZM9 168H7L8 170ZM15 169V168H14ZM18 169V168H16ZM21 169V170H22ZM31 170L33 169V167L30 168ZM36 169V168H35ZM36 169V170H37ZM43 168H41L42 170ZM46 169V168H45ZM44 169V170H45ZM52 169V168H51ZM72 169V168H71ZM81 169V168H80ZM85 169V168H84ZM139 169V168H138ZM161 169V168H159ZM163 169V167H162ZM167 169V168H166ZM12 170V168H11ZM27 170V169H26ZM47 170V169H46ZM55 170V169H54ZM67 170V168H66ZM76 170V169H75ZM136 170V169H135ZM170 170V168L168 169ZM3 171V170H1ZM17 170H15L16 172ZM40 171V170H38ZM48 171V170H47ZM53 171V170H52ZM71 171V170H70ZM83 171V170H82ZM160 170H158L159 172ZM162 171V170H161ZM164 171V170H163ZM162 171V172H163ZM167 171V170H166ZM6 172V170L4 171ZM2 172V173H4ZM18 172V171H17ZM23 172V171H22ZM26 172V171H25ZM28 172V171H27ZM41 172V171H40ZM45 172V171H43ZM51 172V171H50ZM75 172V171H74ZM78 172V171H77ZM81 173V171H79ZM85 172V171H84ZM131 173V170L129 171ZM134 172V171H133ZM138 172V171H137ZM149 172V171H148ZM158 172H154V173H158ZM165 172V171H164ZM163 172V173H164ZM39 173V172H38ZM70 173V172H69ZM141 173V172H140ZM160 173V172H159ZM158 173V174H159ZM161 173V174H163ZM6 174V175H5ZM10 174V173H9ZM14 173H12L13 175ZM18 174V173H17ZM16 174V175H17ZM20 174V172H19ZM18 174V175H19ZM22 174V173H21ZM20 174V175H21ZM29 174V173H28ZM27 174V176H28ZM31 174V173H30ZM5 176H7V173H4ZM15 175V174H14ZM26 175V174H25ZM34 176H32V180L36 179V180H40V174L38 175H35L33 174ZM77 175V174H76ZM80 175V174H79ZM82 175V174H81ZM132 175V174H131ZM160 175V174H159ZM167 175V176H166ZM1 176L3 177V175L1 174ZM9 176V175H8ZM11 176V175H10ZM22 176V175H21ZM20 176V177H21ZM52 176V175H51ZM54 176V175H53ZM52 176V177H53ZM54 176V177H55ZM73 176V175H72ZM78 176V175H77ZM121 176V175H120ZM155 176V177H154ZM158 176V175H157ZM16 179L17 177L14 176ZM50 177V176H49ZM79 177H82V176H79ZM8 178V177H7ZM13 177L11 176V179ZM19 178V177H18ZM31 178V177H30ZM46 178V177H45ZM44 178V179H45ZM83 178V177H82ZM127 178V177H126ZM3 179V178H2ZM0 179V180H2ZM10 179V177L8 178ZM14 179V178H13ZM22 179V178H21ZM29 179V178H28ZM48 179V178H47ZM46 179V180H47ZM76 179V178H74ZM74 179L71 180L74 184ZM79 179V178H78ZM77 179V180H78ZM153 179V180H151ZM159 179V178H158ZM6 180V178H4V181ZM19 180V179H17ZM24 180V178H23ZM22 180V181H23ZM30 180V179H29ZM44 180V181H46ZM84 180V179H83ZM157 180V179H156ZM10 182H12L11 180H9ZM8 181V182H9ZM21 181V180H20ZM19 181V182H20ZM21 181V182H22ZM25 181V180H24ZM23 181V182H24ZM48 181V180H47ZM46 181V183H48ZM53 181L55 182V180L53 179ZM159 181V180H158ZM27 182H31L30 181H27L25 182V184H29ZM51 184V180L49 181ZM83 182V181H82ZM2 183V182H1ZM6 183V182H5ZM14 183V182H13ZM35 184V182H33ZM32 183V184H33ZM37 183H39L37 181ZM44 183V182H43ZM121 183V184H122ZM9 184V183H8ZM16 184V181L14 183V186ZM25 184H20L21 185H24ZM31 184V185H32ZM78 184V183H77ZM4 185V184H2ZM36 185V184H35ZM44 185V184H43ZM123 185V184H122ZM7 186V184L5 185ZM13 186V185H12ZM11 184H10V189H11ZM18 186V185H17ZM16 186V187H17ZM39 186V185H38ZM37 186V187H38ZM73 186V185H72ZM81 186V185H80ZM2 187V186H1ZM19 187V186H18ZM17 187V188H18ZM45 187V186H44ZM75 187V185H74ZM5 188V187H4ZM15 188V187H14ZM26 188V187H25ZM24 188V189H25ZM41 188V186H40ZM48 187L46 186L45 189H47ZM49 188H50V185H49ZM82 188V187H81ZM8 189V188H6ZM13 189V187H12ZM23 189V188H22ZM29 190V188H26ZM36 189V188H35ZM44 189V190H45ZM71 189V188H70ZM74 189V188H73ZM122 189V188H121ZM18 190V189H17ZM32 190V189H31ZM33 190H34V187H33ZM39 190V189H38ZM37 192H41L42 191H38ZM72 190V189H71ZM75 190V189H74ZM0 191H2V189H0ZM15 191V190H14ZM18 191H21V190H18ZM25 191V190H23ZM22 191V193H24ZM47 191V190H46ZM45 191V192H46ZM83 191V189H82ZM7 192H9V190H7ZM30 192V191H29ZM33 193L36 192L35 191H32ZM85 192V191H83ZM121 192V191H119ZM1 193V192H0ZM3 193V192H2ZM1 193V195H2ZM5 194H7L6 192H4ZM11 193V191L9 192ZM16 193V192H15ZM31 193V192H30ZM29 193V194H30ZM77 193V192H76ZM81 193V192H80ZM4 194V196H5ZM14 194V193H13ZM26 194V193H24ZM27 194V195H29ZM40 193H38L39 195ZM79 194V192H78ZM9 195V194H8ZM18 195V193H17ZM23 195V194H21ZM26 195V196H27ZM42 195H45V194H42ZM69 195V194H68ZM12 196V195H11ZM25 196V195H23ZM32 196V195H31ZM29 196V198L31 197ZM35 196V195H34ZM41 196V195H40ZM3 197V196H2ZM8 197V196H7ZM6 197V198H7ZM14 197V196H13ZM19 197V196H18ZM33 197V196H32ZM36 197V196H35ZM38 197V196H37ZM44 197V196H43ZM41 196V199L43 198ZM5 198V197H4ZM10 198V196H9ZM21 198V197H20ZM19 198V199H20ZM74 198V197H73ZM15 199V198H14ZM18 199V198H17ZM22 199H27V198H21ZM35 199H38V198H35ZM40 199V197H39ZM40 199V200H41ZM3 200V199H2ZM13 200V198H12ZM29 200V199H28ZM33 201V199L30 198V201ZM68 200H69V197H68ZM4 201H7V200H4ZM44 201V200H43ZM42 202L43 205H45L44 203ZM64 201V200H63ZM65 201H66V198H65ZM0 202H1V198H0ZM16 202V201H15ZM24 202V201H23ZM46 202V201H45ZM70 202V201H69ZM67 203V204H70V203ZM3 203V202H2ZM8 203V202H7ZM12 203V202H11ZM14 203V202H13ZM27 203V202H26ZM61 203V202H60ZM59 203V205H61ZM28 204L31 205V202H29ZM27 204V205H28ZM38 204V203H37ZM0 205H2L0 203ZM43 205H42V208H43ZM66 205V204H65ZM5 206V204H4ZM17 206H19L17 204ZM36 206V204H35ZM34 206V207H35ZM39 206V205H38ZM46 206H49L46 204ZM73 206V205H72ZM14 207V206H12ZM29 207V206H28ZM33 207V206H31ZM30 207V208H31ZM71 207V206H70ZM3 208V207H2ZM8 208V209H7ZM15 208V207H14ZM29 208V209H30ZM3 209H7V211L9 210V207L8 205L6 206V208H3ZM20 209V208H19ZM17 208V211L19 210ZM23 209V207L21 208ZM27 209V208H26ZM35 209L37 210V208L35 207ZM61 209V208H60ZM65 209V208H64ZM1 210V209H0ZM38 210H41V207L38 209ZM44 210H48V209H44ZM11 211V210H10ZM10 211H9V214H10ZM17 211H13L12 212H17ZM24 211V210H22ZM28 211V210H27ZM31 211H34L33 209ZM61 211V210H60ZM72 211V210H70ZM2 212V211H1ZM0 212V213H1ZM6 212V210H5ZM11 212L10 214V217L13 216V213ZM26 212V210H25ZM30 212V211H29ZM47 212V211H46ZM119 212V211H118ZM8 213V212H7ZM19 213H20V210H19ZM18 213V214H19ZM33 214V212H31ZM36 213L38 214H41V212H37ZM65 213V212H64ZM69 213V212H68ZM74 213V212H73ZM22 214V213H21ZM25 214V213H23ZM22 214V215H23ZM31 214V215H32ZM46 214V213H45ZM67 214V213H66ZM122 214V213H121ZM6 214L4 213V216ZM26 215V214H25ZM36 215V214H35ZM50 215V214H49ZM33 217H35L34 215H32ZM42 216V215H40ZM47 216V215H46ZM54 216V217H55ZM63 216V215H62ZM65 217L67 215H64ZM70 216V215H68ZM119 216V215H118ZM1 217V215H0ZM19 217H21V215H19ZM43 217V216H42ZM53 217V218H54ZM57 217V218H58ZM61 217V216H60ZM59 217V218H60ZM72 217V216H71ZM70 217V219H71ZM75 217V216H74ZM2 220L5 219L4 217H1ZM9 218V217H8ZM7 218V219H8ZM17 218V217H16ZM25 218H28L27 216H25ZM38 218V215L37 217ZM40 218V217H39ZM46 218V217H45ZM58 218V219H59ZM68 218V217H67ZM76 218V217H75ZM10 219V218H9ZM13 220V218H11ZM10 219V220H11ZM30 219V218H28ZM33 219V218H31ZM48 219V217H47ZM55 219V218H54ZM64 219V217H63ZM0 220V221H2ZM6 220V219H5ZM10 220H7L10 222ZM16 222H15V221ZM14 223H21L19 222L20 219L17 218V220L14 218ZM24 221V219H22ZM56 220V219H55ZM61 220V219H60ZM65 220V219H64ZM69 220V219H68ZM78 220V219H77ZM4 221V220H3ZM32 221V220H31ZM36 221V220H35ZM34 221V222H35ZM38 221V220H37ZM41 220H39V223H40ZM44 221V220H43ZM75 221V220H74ZM73 221V222H74ZM5 222V221H4ZM8 222V223H9ZM12 222V221H11ZM30 221H28L29 223ZM32 222V224L34 223ZM49 222V221H48ZM47 222V223H48ZM61 222H63L61 220ZM67 222V221H66ZM3 223V222H2ZM27 223V224H28ZM37 223V222H36ZM45 223V222H43ZM57 223H60V221H58ZM64 223V222H63ZM70 223V222H69ZM68 223V225H69ZM76 223V222H75ZM10 224V223H9ZM13 224V223H12ZM11 224V226H12ZM23 224V222H22ZM27 224L25 225V227L27 228V230H29L30 228H28ZM35 224V223H34ZM55 224V223H54ZM66 224V223H65ZM72 224V223H71ZM70 224V226L72 227V225ZM119 224V225H120ZM7 225V224H5ZM4 225V226H5ZM36 225V224H35ZM34 225V226H35ZM39 225V224H38ZM42 225V223H41ZM44 225V224H43ZM42 225V226H43ZM46 225V223H45ZM49 225V224H48ZM50 225H53L52 223ZM58 225V224H57ZM68 225H64L65 229L63 228V231H61V234H60V241L57 242L59 245V249L56 250V253H50L52 251H44L46 252V255L48 254V252L50 253L51 256L54 255L53 257V262L54 263H60V260H62V257L64 254V252L66 251V244L69 243L70 241H72L73 239H75L77 233H75L74 229H70L68 227ZM77 225V224H76ZM1 226V225H0ZM20 226V225H19ZM31 226V225H30ZM29 226V227H30ZM40 226V225H39ZM38 226V227H39ZM61 226V225H60ZM59 226V227H60ZM78 226V225H77ZM81 226V225H79ZM2 227V226H1ZM18 227V226H17ZM23 228V226H21ZM25 227H24V230H25ZM37 226L35 228H38ZM52 227V226H51ZM56 226L53 227V229H56L55 228ZM62 227V226H61ZM76 228V226H74ZM83 227V226H81ZM8 229H11V227H7ZM6 228V230H7ZM12 228H14L12 226ZM33 228V226H32ZM46 228L48 229V227L46 226ZM73 228V227H72ZM78 228V227H77ZM0 229H3L0 228ZM17 229V228H15ZM34 229V228H33ZM33 229H31L30 231H32ZM59 229V228H58ZM57 229V230H58ZM61 229V228H60ZM81 229V228H80ZM85 229V228H83ZM13 230V229H11ZM10 230V231H11ZM18 230H20V228H18ZM35 230V229H34ZM43 229H40V231L42 232ZM46 230V229H45ZM50 230V228H49ZM120 230V229H119ZM8 231V230H7ZM9 231V232H10ZM14 231V230H13ZM12 231V232H13ZM51 231V230H50ZM49 231V232H50ZM16 232V230L14 231ZM19 233V231H17ZM23 231H21V234H22ZM35 231H33L34 233ZM46 232V231H45ZM51 232H54V231H51ZM78 232L79 229H78ZM82 232V231H81ZM6 233V232H4ZM3 233V234H4ZM24 233V232H23ZM27 233V232H26ZM25 233V234H26ZM36 233H39L38 231ZM1 234V232H0ZM13 234H17V233H13ZM28 234V233H27ZM47 234V233H46ZM82 234V233H81ZM80 234V235H81ZM120 234V233H119ZM35 235V234H34ZM33 235V236H34ZM44 235V233H43ZM42 235V236H43ZM51 235V234H50ZM49 235V236H50ZM53 235V234H52ZM51 235V236H52ZM54 235H56V233L54 232ZM3 236V235H2ZM24 236V235H23ZM30 236V234H29ZM38 236V235H37ZM4 237V236H3ZM12 238L16 237V236H11ZM26 236H24L25 238ZM31 237V236H30ZM35 237V236H34ZM47 237V236H46ZM79 237V235H78ZM77 237V238H78ZM83 238V236H81ZM87 237V236H85ZM2 238V237H0ZM5 238H6V235H5ZM3 238V239H5ZM27 238V237H26ZM32 238V237H31ZM37 239V237H35ZM34 238V239H35ZM39 238V237H38ZM41 238V236H40ZM44 238V237H42ZM48 238V237H47ZM55 238V237H54ZM53 238V239H54ZM8 240L10 238H7ZM22 239V238H20ZM35 239V241H36ZM58 239V237L56 238ZM2 240V239H1ZM0 240V241H1ZM13 240V239H12ZM30 240V239H29ZM32 240V239H31ZM30 240V241H31ZM38 240V239H37ZM44 242L45 240L42 239ZM52 240V239H50ZM55 240V239H54ZM80 240V239H79ZM84 240V238H83ZM6 241V239H5ZM10 241V240H9ZM23 241H25L23 239ZM28 241V240H27ZM34 243H37L35 242ZM41 241L40 244L43 242ZM74 241V240H73ZM72 241V242H73ZM76 241V240H75ZM85 241V240H84ZM2 242V241H1ZM14 242V240L12 241ZM19 242V240H18ZM22 242V241H20ZM39 242V241H38ZM43 242V243H44ZM53 242V241H52ZM55 242V241H54ZM77 242V241H76ZM81 242V241H80ZM5 243V242H4ZM16 242H14L15 244ZM30 243V242H29ZM28 243V244H29ZM78 243V242H77ZM74 242V244H77ZM7 244V243H6ZM26 244V243H25ZM31 244V243H30ZM38 243V246L40 245ZM46 244V243H45ZM52 244V243H51ZM72 244V243H71ZM80 244V243H79ZM78 244V245H79ZM83 244V243H82ZM16 245V244H15ZM18 245V244H17ZM22 245V243H21ZM33 245V244H32ZM43 245V244H42ZM48 245H50V243H48ZM46 244V247L48 246ZM53 245V244H52ZM56 247H57V244L55 243ZM54 245V246H55ZM68 245V244H67ZM77 245V246H78ZM7 246V245H6ZM10 246V244H9ZM23 246V245H22ZM37 246V245H36ZM82 246V245H81ZM85 246V245H84ZM1 247V246H0ZM4 247V246H3ZM8 247V246H7ZM11 247V246H10ZM14 247V246H13ZM19 247V246H18ZM28 247V246H27ZM41 247V246H39ZM38 247V248H39ZM49 249H50V246H48ZM53 246H51V249ZM55 247V248H56ZM9 248V247H8ZM12 248V247H11ZM15 248V247H14ZM20 248V247H19ZM26 248V247H25ZM24 246H23V249H25ZM33 248V246H32ZM42 248V247H41ZM45 248V246L43 247ZM54 248V249H55ZM66 248V249H65ZM82 247H80L81 249ZM85 248V247H84ZM16 249V248H15ZM21 249V248H20ZM20 249H17V252L18 250ZM28 249V248H27ZM34 249V248H33ZM37 249V248H36ZM48 249V250H49ZM50 249V250H51ZM75 249V248H74ZM83 249V248H82ZM87 249V246L86 248ZM5 250V249H3ZM10 248L8 250H5V251H9ZM30 250H32L30 248ZM35 250V249H34ZM43 250V249H42ZM46 250V249H44ZM79 250V248L77 249ZM0 251H2V248H0ZM12 251V250H10ZM26 251V250H25ZM28 251V250H27ZM37 251V250H36ZM35 251V253H36ZM70 251V250H69ZM72 251V250H71ZM76 251V249L74 250ZM89 251V250H88ZM87 251V252H88ZM4 252V251H3ZM14 252L16 253V251L14 250ZM29 252V251H28ZM32 252V251H31ZM30 252V253H31ZM38 252H41L40 249H38L37 253ZM43 252V253H44ZM77 252V251H76ZM82 252V251H81ZM84 252V251H83ZM86 252V251H85ZM91 252V251H89ZM119 252V251H118ZM5 253V252H4ZM2 254V255H5V254ZM14 253V254H15ZM21 254L23 252H20ZM26 253V252H24ZM29 253V254H30ZM68 253V252H67ZM72 253V252H71ZM70 253V254H71ZM121 253V252H120ZM8 253H6V256H5V259L7 257L8 259ZM13 254V255H14ZM17 254V253H16ZM33 254V253H32ZM53 254V255H52ZM82 254V253H81ZM0 255V257L2 256ZM11 255H12V252H11ZM12 255V257H13ZM19 255V254H18ZM25 255V254H24ZM23 255V256H24ZM27 255V254H26ZM40 255V254H38ZM36 255V256H38ZM45 255V254H44ZM80 255V254H79ZM89 255V254H88ZM102 255V254H101ZM120 255V254H119ZM20 256V259L22 260L21 256L22 255H19ZM18 256V258H19ZM32 256V255H31ZM34 257H36L34 254H33ZM33 256L31 257L32 260H33ZM48 256V255H47ZM50 256V257H51ZM74 257H76L75 255H73ZM86 256V255H84ZM84 256H83V259H84ZM121 256V255H120ZM3 257V256H2ZM17 257V256H16ZM66 257V256H65ZM71 257V256H70ZM78 257V256H77ZM76 257V258H77ZM10 258V257H9ZM26 258V257H25ZM28 258V257H27ZM30 256L28 259H31ZM42 258V257H41ZM44 258V257H43ZM42 258V259H43ZM48 258V257H46ZM52 258V257H51ZM68 258V257H67ZM74 258V259H76ZM86 258V257H85ZM90 258V257H89ZM102 258V257H101ZM105 258V257H104ZM3 259V261L5 260L4 257L1 258ZM16 258H14L15 260ZM19 259V260H20ZM24 259V258H23ZM40 259V258H38ZM34 259V261H38ZM82 259V260H83ZM18 260V261H19ZM31 260V261H32ZM47 260V259H45ZM67 261V259H65ZM72 260V259H71ZM78 260V259H76ZM100 260V259H99ZM7 261V260H5ZM4 261V262H5ZM14 262L13 260L10 259V262ZM16 261V260H15ZM28 261V260H27ZM30 261V262H31ZM84 261V260H83ZM98 261V260H97ZM116 261V260H115ZM11 262V263H12ZM17 262V261H16ZM15 262V263H16ZM22 262V261H20ZM19 262V263H20ZM24 262V261H23ZM22 262V264H23ZM40 262V260H39ZM63 262V261H62ZM77 262V261H76ZM75 262V263H76ZM82 262V261H81ZM11 263H8V264H11ZM13 263V264H15ZM18 263V262H17ZM34 263V262H32ZM36 263V262H35ZM38 263V262H37ZM41 263L42 260H41ZM45 263V262H44ZM69 263V262H67ZM119 263V262H118ZM7 264V263H5ZM48 264V262L46 263ZM50 264V263H49ZM62 264V263H60ZM65 264V262H64ZM79 264V263H78ZM82 264V263H81ZM92 264V263H91Z\"/></svg>",
  "mask_w": 264,
  "mask_h": 264
}]
</instances>
